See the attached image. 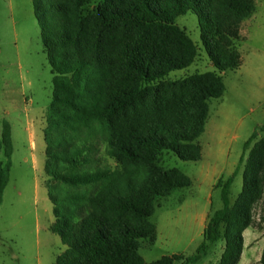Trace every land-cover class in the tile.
Instances as JSON below:
<instances>
[{"label": "trees", "instance_id": "1", "mask_svg": "<svg viewBox=\"0 0 264 264\" xmlns=\"http://www.w3.org/2000/svg\"><path fill=\"white\" fill-rule=\"evenodd\" d=\"M32 4L53 74L46 173L83 189L61 199L49 197L54 215L50 231L64 246L52 264H190L205 254L206 243L218 240H224L218 264H237L241 233L251 226L253 205L260 203L264 222V137L256 140V131L222 184V208L208 217L195 256L175 254L146 263L138 250L140 240L152 244L156 239L150 218L159 199L191 185L179 169L162 167L160 157L166 151L182 161L200 160L198 138L207 122L208 101L225 91L221 74L241 65L239 29L253 15L254 0ZM187 13L197 17L200 40L214 70L170 80L171 72L189 67L198 55L197 46L176 24ZM77 139L81 142L75 144ZM96 139L105 145L117 170L89 171L91 149L86 143ZM0 149L6 158L0 163L1 201L12 152L7 124ZM241 165L242 190L230 205L229 189ZM96 186L99 189L91 192ZM259 263L264 264V246Z\"/></svg>", "mask_w": 264, "mask_h": 264}, {"label": "rangeland", "instance_id": "2", "mask_svg": "<svg viewBox=\"0 0 264 264\" xmlns=\"http://www.w3.org/2000/svg\"><path fill=\"white\" fill-rule=\"evenodd\" d=\"M254 4L253 15L239 29L241 65L221 74L225 91L220 98L208 101L207 122L198 138L200 160L182 161L166 151L160 157L162 167L179 169L190 178L191 185L159 199V207L150 218L157 227L156 239L152 244L140 240L138 250L148 263L175 254L195 256L203 242L198 214L207 211L208 220L222 208V184L234 172L244 143L255 131L256 140L264 137L260 131L264 126V0H254ZM176 24L197 46L198 55L189 67L171 72L168 79L213 71L200 40L197 17L187 13ZM52 78L32 0H0V135L7 124L12 148L8 182L0 201V264H52L64 246L50 231L54 215L49 197L61 199L83 191L46 173L45 136L50 132L47 115ZM86 146L91 149L89 171L118 169L99 139L88 140ZM5 160L0 149V163ZM51 166L57 169L55 164ZM242 172L243 165L229 189L230 205L242 190ZM98 189L96 186L90 191ZM260 214V203L253 205L251 226L241 233L242 253L237 264H260L264 246ZM223 249L224 240L206 243L205 254L190 264H218Z\"/></svg>", "mask_w": 264, "mask_h": 264}, {"label": "crops", "instance_id": "3", "mask_svg": "<svg viewBox=\"0 0 264 264\" xmlns=\"http://www.w3.org/2000/svg\"><path fill=\"white\" fill-rule=\"evenodd\" d=\"M207 214H208L207 211H203L202 213L198 214L199 226L201 227V230L199 232V235H201V236L203 235V231H204V228L206 226ZM156 234H157V227H156ZM146 263H148V262H146Z\"/></svg>", "mask_w": 264, "mask_h": 264}]
</instances>
